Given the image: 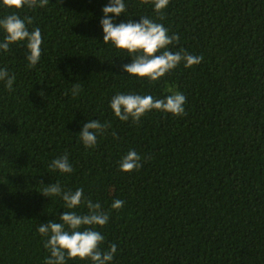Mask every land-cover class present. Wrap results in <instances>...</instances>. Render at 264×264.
Instances as JSON below:
<instances>
[{"label":"trees","instance_id":"1","mask_svg":"<svg viewBox=\"0 0 264 264\" xmlns=\"http://www.w3.org/2000/svg\"><path fill=\"white\" fill-rule=\"evenodd\" d=\"M124 3L114 23L148 16L179 37L171 51L202 62L182 61L155 82L128 75L122 66L132 57L103 42L108 0L0 4V19L31 17L29 31L43 37L34 68L26 42L0 50V68L15 76L13 91L0 81V264H44L50 253L37 229L69 211L42 194L55 182L82 188L109 215L95 229L103 251L116 245L111 264H264V0H169L160 14L151 2ZM5 35L0 29V43ZM173 92L186 97L180 117L152 110L133 123L109 107L118 93ZM92 119L111 128L88 149L79 133ZM130 150L143 166L122 172ZM64 154L71 173L49 167ZM116 199L125 201L120 210L111 208Z\"/></svg>","mask_w":264,"mask_h":264},{"label":"clouds","instance_id":"2","mask_svg":"<svg viewBox=\"0 0 264 264\" xmlns=\"http://www.w3.org/2000/svg\"><path fill=\"white\" fill-rule=\"evenodd\" d=\"M151 2L157 14L168 6L169 0H141V3ZM0 4L9 9L45 7L49 0H0ZM126 11L124 0H108L102 8L103 18L100 25L103 30V42L111 43L116 49L123 50L132 57V62L122 66V70L130 76L144 78L155 82L174 70L182 61L185 67H192L202 62V56H195L185 50L171 51L169 46L174 45L179 37L169 35V30L161 23L155 22L148 16L138 22L114 23V18ZM111 14V15H110ZM163 19V16H159ZM31 17L21 18L17 14H10L0 19V29L5 38L0 43V50L10 51V45L26 42L28 67L34 68L41 58L43 37L37 27L29 31L27 25L32 24ZM14 75H10L6 68H0V81L5 83L8 90L13 91ZM81 90L79 83L73 84L72 95L75 97ZM186 97L173 92L162 99L151 95L135 93H118L111 98L110 109L120 121L131 119L138 123L149 111L158 110L180 117L185 114L184 104ZM111 128L110 123H101L96 119L85 123L79 133L85 148H93L97 144V137L102 136ZM115 137V132L111 133ZM141 157L134 150H130L119 163L122 172L138 171L142 167ZM49 167L60 173H71L73 168L64 154L52 160ZM42 194L46 197H60L69 211L59 216V222L48 221L39 225L37 231L41 237H46L44 247L50 253L44 264H66L68 259L90 260L92 264H111L116 253V245L111 244L107 251L101 249L104 236L95 229L108 223L109 215L102 210L101 204L86 198L82 188L75 191L64 190L59 182L45 186ZM125 201L116 199L111 204L114 210L124 207ZM81 206L87 209L84 214L73 211Z\"/></svg>","mask_w":264,"mask_h":264}]
</instances>
